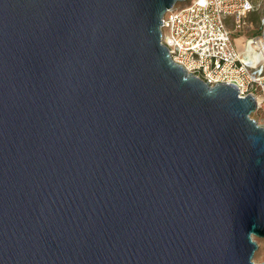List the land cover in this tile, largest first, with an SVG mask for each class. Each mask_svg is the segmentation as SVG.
Masks as SVG:
<instances>
[{
    "label": "water",
    "instance_id": "95a60500",
    "mask_svg": "<svg viewBox=\"0 0 264 264\" xmlns=\"http://www.w3.org/2000/svg\"><path fill=\"white\" fill-rule=\"evenodd\" d=\"M184 1L0 0V264H256L264 127L171 61Z\"/></svg>",
    "mask_w": 264,
    "mask_h": 264
},
{
    "label": "built area",
    "instance_id": "2783aa9c",
    "mask_svg": "<svg viewBox=\"0 0 264 264\" xmlns=\"http://www.w3.org/2000/svg\"><path fill=\"white\" fill-rule=\"evenodd\" d=\"M257 1L190 0L174 7L163 16L161 43L188 76L209 87L232 85L239 98L251 95L255 113L264 114V34L245 40L239 51L227 29L229 21L239 26Z\"/></svg>",
    "mask_w": 264,
    "mask_h": 264
},
{
    "label": "rangeland",
    "instance_id": "374dc122",
    "mask_svg": "<svg viewBox=\"0 0 264 264\" xmlns=\"http://www.w3.org/2000/svg\"><path fill=\"white\" fill-rule=\"evenodd\" d=\"M190 0L176 3L175 8H180L187 5ZM227 29L230 32L231 40L237 47V50L241 51L248 40L252 36H262L264 34V0H258L255 9L247 14L238 26L233 21L227 23ZM261 114V115H260ZM262 116V117H261ZM251 118L255 122L264 127V114L263 112H254L251 114ZM257 243V250L253 256V262L260 264L264 262V239H255Z\"/></svg>",
    "mask_w": 264,
    "mask_h": 264
}]
</instances>
